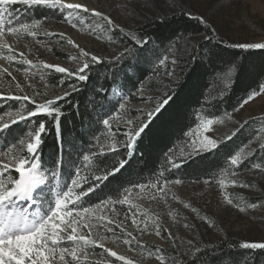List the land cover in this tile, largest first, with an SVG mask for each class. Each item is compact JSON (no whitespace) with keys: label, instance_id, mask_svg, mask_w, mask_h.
Listing matches in <instances>:
<instances>
[{"label":"rangeland","instance_id":"rangeland-1","mask_svg":"<svg viewBox=\"0 0 264 264\" xmlns=\"http://www.w3.org/2000/svg\"><path fill=\"white\" fill-rule=\"evenodd\" d=\"M64 3H78L86 6L89 11L79 10L70 15L71 10L64 8L26 6L22 0H17L4 13L5 35L0 40L9 47L0 46V124L10 123L11 119L19 120L17 113L26 115L27 103L36 106L49 100L54 102L57 97L68 93L69 89L52 85L51 81L55 75L66 76V81L77 79L45 68V64L75 71L86 60L90 61L91 55H96L101 61L118 58L123 53V47L114 31H120V28L133 31L146 21L186 9L197 18L203 17L205 24L228 45L264 43V0H64ZM38 9L43 12L44 18L36 19L34 12ZM93 11L102 12L113 24L108 25L101 17L94 16ZM35 21H39L38 26L29 29L35 35L7 32L9 26L19 27L22 23L32 25ZM69 40L74 44H69ZM195 41L197 40L192 39L181 43L180 50H187ZM81 49L87 51L89 56H82ZM179 59L178 53L170 52L169 56L161 60L163 63H158L156 74L141 83L132 96L137 100L136 103L118 88L112 90L111 98L118 100L119 109L112 117L106 118L111 125L107 128V145L115 143L118 147L117 142L123 138L127 142L128 134L137 129V123L153 116L158 105L162 107L161 101L174 81ZM151 84L156 92H152ZM257 93L239 111L210 119L213 123L207 130L203 125L209 119L201 120L195 129L185 135L183 143L171 148L168 171L159 173V177L163 173L159 183L164 185L166 196L151 188V185L132 187L118 202L108 200L89 207L96 218L92 222L98 225L89 238L102 244V247L88 245L81 250L77 246L79 264H126L129 259L133 264H176L175 256L182 261L187 260L195 249L215 244L224 238L241 242H264V170L257 167L247 174L237 171L245 159L257 150L264 149V86ZM23 96L30 99L25 101L14 98ZM121 104L124 105L123 108L120 107ZM22 122L24 121L18 123ZM251 123L257 134L248 147L235 155L240 158L236 166L230 162L225 170H218L213 174L207 183L206 180H179L178 184L169 181L170 171L178 174L185 162L214 151ZM6 132L8 130L0 133V165H8L9 171L4 181L7 185L18 176L15 168L19 158L27 153L29 138L26 133L23 138L13 141L8 135L4 136ZM233 132L236 134L231 139H226ZM204 137L215 140L216 147H202ZM20 139L25 142L22 148L19 145ZM91 160L90 156V162L86 164H90ZM38 163L41 164L39 158ZM172 163L178 167H173ZM61 168L62 164L56 163V176L53 177L51 169L43 166L48 182L40 189L39 199L45 201V207L48 201H54L62 186H66L63 187L64 191L67 187H73L71 181L60 171ZM65 168L74 171L73 174L76 172V168L70 164L65 165ZM3 171L0 168V172ZM74 176L80 184L74 188L73 203L68 205L70 210L82 209L80 200L76 201L75 196L80 194L83 181L87 178V175ZM165 181L168 183L164 184ZM49 189L52 191L49 192ZM225 197L232 199L233 204L229 205ZM125 198L127 203H122ZM253 204L256 207H251ZM18 206L29 208L31 212H36L40 207L39 204L33 207L24 202H18ZM240 208L244 211H240ZM100 217L104 218L103 222ZM108 220L113 223L108 224ZM133 220L136 221L135 224ZM78 231L89 235L88 229ZM157 231L160 235L156 234ZM97 232L103 233L105 239L99 240ZM129 232L132 233L131 236L128 235ZM60 247L71 249L73 245L69 241L61 242L57 247L55 264H64L59 260ZM106 250L115 251L126 260H117ZM65 260L72 261V257L66 255Z\"/></svg>","mask_w":264,"mask_h":264},{"label":"trees","instance_id":"trees-1","mask_svg":"<svg viewBox=\"0 0 264 264\" xmlns=\"http://www.w3.org/2000/svg\"><path fill=\"white\" fill-rule=\"evenodd\" d=\"M189 13L183 9L146 21L133 31L115 30L123 47V53L118 58L90 64L86 81H66L63 75H55L51 81L52 85L69 89L70 93L54 101L53 106L61 110L59 126L51 117L39 113L13 125L4 135L13 141L23 138L29 129L34 131L43 121L46 131L42 134L39 161L50 168V172L56 170L57 160L76 162L70 166L79 168L81 176L87 175L79 191L87 193L80 197L82 208L94 207L108 200L118 202L130 188L156 183L159 173L168 171L171 148L183 143L185 135L195 129L201 120L236 112L244 100L264 86V50H246L228 45L216 36L210 26L201 23L192 13L189 16ZM34 14L36 19L45 17L39 9ZM125 33H134L146 44L136 45ZM192 39L197 41L181 51V43ZM170 52L178 53L180 59L174 81L161 101L163 103L167 99L168 103H163L150 118L137 123L138 127L142 124L146 127L135 139L132 150L125 147L126 139L123 138L117 142V151L108 152L105 146L109 142V129L102 120L112 117L119 109L118 100L111 98L112 90L118 88L132 97L141 83L156 74L158 63ZM153 87L151 84L152 92H156ZM131 99L133 103L137 102L134 97ZM35 108L27 103L25 111ZM252 123L214 151L185 162L178 174L170 171L169 181H207L218 170H225L231 158L248 147L257 134ZM101 149L107 154L91 156L93 151L99 153ZM81 154L91 156L89 166L85 167ZM122 159L128 161L122 171L108 180H95V176L102 175ZM65 165L67 163L62 164L60 171L71 181L75 178L74 171L67 170ZM257 167L264 170V149L245 159L237 171L247 174ZM89 187L95 190L88 193ZM240 243L237 239L224 238L215 244L200 247V252H194L187 260L182 261L175 256L176 264H264V250L241 249Z\"/></svg>","mask_w":264,"mask_h":264},{"label":"snow or ice","instance_id":"snow-or-ice-1","mask_svg":"<svg viewBox=\"0 0 264 264\" xmlns=\"http://www.w3.org/2000/svg\"><path fill=\"white\" fill-rule=\"evenodd\" d=\"M17 3V0H0V38L5 35V18L4 13L8 12V6L14 5ZM22 3L26 6H48L52 8L60 7L70 11V15L72 12H77L79 10H83L84 12H88L89 9L78 3H64V0H22ZM11 15V13H9ZM93 15L96 17H101L104 21L107 22L108 25H112L113 22L108 17L104 16L102 12L93 11ZM191 16V14H188ZM201 23H206L203 17L197 18ZM39 21L33 22L32 25L28 23H22L19 27L9 26L7 28V32L9 33H27L30 35H35V32H30V28H34L38 26ZM120 32H124L123 28H120ZM125 35L129 36L132 41L135 42L136 45H144L146 41L142 40L140 37L136 36L134 33H125ZM69 44H74L73 41L69 40ZM0 46L4 48H8L9 46L0 40ZM79 47V45H75ZM233 47H239L241 49H262L264 50V43H244L239 45H233ZM131 53V50H128ZM23 55V54H21ZM81 55L84 57H88L89 53L81 49ZM75 59V57L73 58ZM176 61L174 60L173 63ZM27 63H31V61H27ZM102 63L101 59L96 55L90 56V61L86 60L83 65L75 71H69L67 68L45 64L44 67L48 69H54L57 73H65L69 77H75L79 81H86L88 76L86 74L87 70L90 68V64H99ZM163 63V61H161ZM19 87V85H17ZM73 91L76 90L75 85L72 86ZM259 94V93H257ZM65 96L70 95V93H65ZM15 99H23L28 101L30 98L28 96L23 97H14ZM255 98V94L249 96L248 99L244 100L241 103L240 107L236 109L239 111L244 107V105L248 104L250 100ZM63 99V97H57V100ZM164 104L168 103V100L165 99L163 101ZM54 102L49 100L43 104L36 105L35 110H28L25 114L17 113L19 116V120L11 119L10 123L5 122L0 124V133L5 130H10L11 125H15L18 122L25 121L32 117L37 116L39 113L45 114L48 117H51L59 126L61 110L58 107L53 106ZM121 108L124 105H120ZM160 105L157 106L155 111H159ZM151 113H149V116ZM103 125L106 128H110L109 119L102 120ZM128 123H131L129 121ZM213 123L212 120H208L206 124L203 125L205 130H207L208 126ZM146 125H141L133 132L128 134V139L125 144L127 149H132L134 147V141L137 137H139L145 131ZM46 131V125L43 121H41L33 131L27 132V136L29 138V142L26 145L27 153L24 157L19 158V163L15 168V172L18 173L19 178H14L9 181L8 184H5L6 174L9 171L8 165H0L4 171L0 172V264H55L56 256H57V247L63 241H69L72 243L73 247L69 249L68 247H60L59 248V260L63 261L64 264H79V259L77 257V246L81 248V250L86 249L88 245L100 246L102 244H98L96 240L90 239L89 236L94 231L98 225L93 223L92 221L96 219L90 212L89 208L82 209H72L68 208V205L73 203L74 188L78 187L80 181L78 179H72L71 185L73 187H67V190L64 191L62 186L61 191L56 193V197L54 201L50 200L47 202V207H45V201L40 200V189L45 187L48 178L47 173L43 169V166L38 163V153L39 147L43 143L42 134ZM236 133L233 132L230 136L226 137V139H231ZM61 136V140H62ZM24 140H19V145L22 148L24 146ZM217 142L215 140L209 139L208 137H204L201 141L202 147H211L215 148ZM15 147V145H13ZM108 152L117 151V145L115 143L111 145L105 146ZM98 154L106 155L107 153L104 149H101L99 153L93 151L91 153L92 157H96ZM82 159L85 162H90V155L81 154ZM240 158L238 156H233L231 158V164L236 166L238 160ZM56 163H67L70 165H75V161H61L57 160ZM128 161L120 160L112 168L105 170L102 175L95 176V180H108L109 177L116 175L120 171H122ZM89 166L88 164L85 167ZM173 167H178L177 164L172 163ZM75 174L79 176V168L76 169ZM53 177L56 176V173H52ZM163 178V173L160 174L158 181L151 185V188L156 189L164 196L167 195L165 191V187L163 184L159 183V180ZM207 183V181H205ZM168 181H165L164 184H167ZM175 183H180L179 180H176ZM223 182H221L222 186ZM136 187L143 188L144 185H137ZM95 189L93 187H89L88 193H91ZM52 190L49 189V192ZM87 195V193L81 191L78 196H75L76 201L80 200L81 196ZM227 203L229 205L233 204V200L225 197ZM18 202L30 203L33 207L39 204V209L36 212H31L29 208H21L18 206ZM122 203H127V198H125ZM251 207H256L255 204L251 205ZM240 211H244L243 208H240ZM101 222H103V217L99 218ZM108 224L113 223L112 220H108ZM135 224L136 221L133 220ZM188 227V225H185ZM88 229L89 235H85L82 232L78 231V229ZM70 230V231H69ZM157 235H160V232H156ZM129 236L132 233H128ZM97 236L99 240L105 239L103 233L97 232ZM134 239V238H133ZM128 243V241H125ZM191 244V242H189ZM241 249L247 250H264V242H242L239 244ZM109 252L111 257H115L117 260L125 261L126 258L124 256H118L115 251L106 250ZM195 252H200V249H195ZM70 255L72 257V261H66L65 256ZM159 259H163L162 257H158ZM126 264H133L132 260H127Z\"/></svg>","mask_w":264,"mask_h":264}]
</instances>
